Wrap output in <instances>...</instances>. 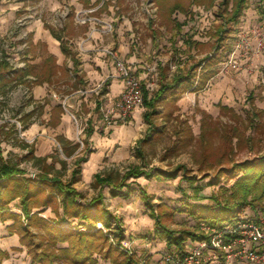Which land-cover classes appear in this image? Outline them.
<instances>
[{
	"label": "rangeland",
	"instance_id": "1",
	"mask_svg": "<svg viewBox=\"0 0 264 264\" xmlns=\"http://www.w3.org/2000/svg\"><path fill=\"white\" fill-rule=\"evenodd\" d=\"M104 1L110 3L104 12L115 10L124 15H142L147 12L166 15L175 2H180L187 8L189 18L186 19L183 13H177L175 15L179 17L172 21L174 24L177 23V27L185 23V29H182L184 34L180 36L192 37L201 45L196 50L187 51V46L180 45L182 38L179 39L178 33L172 38L166 33L154 30L156 34L153 36L160 40L159 45L169 41L170 37L173 45L175 43L177 45L172 46L169 51L166 50L167 46L162 45L155 55L165 61L167 57H170L169 63H171L172 71L177 69L185 71L187 67L185 68L184 62L197 64L218 52L222 56L221 62L218 66L210 68V71L215 69L220 73L221 63L235 59L240 65L238 70L230 69L228 74H223L229 78L227 81L233 88L234 99L229 103L230 106H226L232 109V112H223L221 108L224 105L220 102L212 105L208 110H205L198 102L185 109L175 106L179 97L188 94L186 90L176 100L158 105V114L152 117L153 126L149 127L150 124L143 118L146 109L142 106L140 109L141 122L139 121V124L135 126L134 121L125 125L129 131L137 127L135 131L139 137L135 143L131 144L129 140L125 144L118 142L116 146L105 152L92 172L88 169V157L91 153L89 139L93 135V130L88 121L95 114L97 94L91 90L95 89L97 82L90 83L88 86V83L82 80L79 87H75L74 84L72 87V82H64L67 79L66 75L68 77L70 75L71 81L75 78V74L71 72V62L65 60L60 70L62 74L56 73L50 83L36 84L35 78L30 76L27 80L32 81L31 83L18 85L12 83L6 87V93L3 96L0 95L1 157L18 164L31 179L41 170L35 159L29 157L31 150L36 157L53 155L54 158H48L47 163L51 164L55 161V171H61L64 181L70 180L73 171L79 169L80 180L74 185L76 191L82 195L79 201L88 206L93 199L102 197L101 209L107 211L106 219L111 223V226L107 228L103 223L97 222L94 230L101 231L108 239L109 245L116 249L118 254L123 253L124 257H133L138 264H260L244 259H228V253L226 254L222 248L211 249L207 248V245H212V238L217 236L222 229H234L241 221L255 220L264 215L246 209L240 218L241 221L214 228L207 223L198 222L194 216L186 212V209L201 204H211L208 198L214 193L219 195L220 186L229 187L233 183V178L227 176H222L217 180L220 171L230 168L235 162H243L264 155V130L259 132V129L255 130L252 124L256 122L264 125V62H260L258 68L253 66L252 55L255 53L251 50L252 45L250 44L251 37L257 40L263 39L261 31L245 32V20L241 18L238 25L225 26L229 32L221 40V35H218L217 30L223 22L220 16L224 13L220 10V6L224 0H214L211 8L192 4L191 0ZM263 4L264 0H249L248 4V7L256 9L257 14L261 15H259L261 22H264L260 11ZM231 6L232 4L227 7V11H230ZM221 7L226 9L224 6ZM80 20L81 23L85 21L84 17ZM128 21L130 28L128 33L135 31L133 27L138 23L139 29L143 28L145 32L139 35L141 42H145L151 35L147 29L154 24H149L145 19L136 21L129 18ZM32 22L41 25L43 31L40 35L39 32L35 35L36 28L33 26L35 23ZM251 22L252 25H257L255 20ZM115 23H118V20L107 23L96 22L94 27L108 34L105 30H108L109 26L114 28ZM157 24L160 25V21H157ZM68 25L64 19L63 8H53L50 0H0V59H7L15 69L37 65L41 71L44 60L51 55L43 40L49 37L55 38L50 28L64 34L68 45L73 46L79 41L73 39V44H71L73 30L67 31ZM84 26L87 27V24ZM230 27H233L232 32L229 30ZM250 29L253 30V27ZM139 33H141L140 30L138 33L135 31V37ZM127 41L130 39L127 38ZM218 44L222 45L219 50L216 49ZM143 45L147 46V42ZM146 46L144 48L148 52ZM223 48L222 54L220 51ZM176 63H180L178 68ZM245 65H251L250 80L246 79L241 82L237 76L246 69ZM159 72L160 66H156V73L159 74ZM150 76L147 75L148 84H151L149 88L157 89L158 80ZM215 80H212V84ZM142 87L152 91L144 83ZM105 99L100 98L103 104H106ZM64 101H67L66 106L60 110L58 107ZM32 111L33 116L27 120L25 115ZM169 112L170 115H168ZM253 118L255 119L252 122ZM231 126L237 129L236 136L232 135ZM67 132H72V140L66 137ZM240 133L247 140L248 144L245 146L239 143ZM228 137H233L232 143L229 142ZM100 138L104 139L105 135ZM61 139L69 141L72 145H79L73 156L65 155ZM48 153L49 155H46ZM80 159L82 160L79 162ZM62 160L67 162L66 167L60 163ZM133 168L143 170L152 176L146 177L143 174L138 178L128 180L127 187L123 189L128 194L126 198L114 197L108 187L102 189L95 184L97 173L124 175ZM158 172H174V177L155 175ZM184 176L196 180L191 182L183 178ZM60 203L59 199L54 205L41 208V210H33V212L42 211L38 214L40 217L55 220L59 215H63ZM10 211L17 212L21 216L22 226L29 224L21 213L19 200L10 204ZM168 211L173 212L163 215ZM153 215L160 216L161 221L171 230L202 233L208 238L202 241L188 239L183 249L176 246L170 247L161 234V228L156 225ZM105 216L102 215V218L104 219ZM59 226L71 231L85 230L84 226L87 224L84 225L79 219L70 216ZM18 229L19 225L13 220L4 221L0 218V243H3L1 240L4 238L12 237L17 238L19 244V247H14L10 251H2L0 248V251L8 255L7 258L9 253L14 254L19 250H26V253L28 251L27 247L20 243ZM39 233L37 241H43L44 233L42 231ZM59 246L65 247L66 244ZM27 256L31 259L28 254ZM94 257L97 258V264H112L99 255ZM54 264L65 263L60 260L55 261Z\"/></svg>",
	"mask_w": 264,
	"mask_h": 264
},
{
	"label": "trees",
	"instance_id": "2",
	"mask_svg": "<svg viewBox=\"0 0 264 264\" xmlns=\"http://www.w3.org/2000/svg\"><path fill=\"white\" fill-rule=\"evenodd\" d=\"M191 1L192 4L204 6L205 8H211L214 2V0ZM101 2L102 4L99 10L104 11L110 3L99 0L97 5ZM230 4H232L231 9L227 11V7ZM248 4L249 0H224L221 6H224L226 9L220 6V10L224 13L220 16L223 22L218 26L217 30L218 35H221V40L229 32L225 29V26L231 24L238 25L245 11L248 9ZM175 10H180L186 15L189 14L187 8L180 2H175L170 7L169 12L172 13ZM260 11L264 17L263 7H261ZM231 28L233 27H230L229 30L232 32ZM50 31L60 42L62 53L72 62L73 69L71 72L76 74L78 72L76 53L72 51L65 41L64 34L58 33L53 28H50ZM183 44L185 47L187 46V51L192 49L196 50L201 45L198 40L195 41L192 37H185ZM221 46V44L220 46L218 44L216 49L219 50ZM223 51L224 48L220 52L223 54ZM221 57L218 52H215V55L206 57L197 64H192L185 71L177 69L175 72H172L169 65L160 66L158 88L151 92L143 88V107L146 109L143 116L144 120L150 126H153L152 117L158 114V105L170 100H176L186 90L192 88L196 90L203 87L207 79L216 73L215 70L210 71V68L217 66L221 62ZM175 65L178 68L180 63H176ZM61 67L63 65L59 66L56 58L52 55L44 60L41 71L37 65H27L23 69H15L7 59H0V95L3 96L6 93V87L12 83H15V85L31 83L32 81L27 80L30 76L35 78L36 84L50 83L56 73L62 74L60 72L62 70ZM199 68H201L200 74L197 73ZM69 77L66 75L67 79L64 82H72V87L73 84L75 87H79L82 81L80 75L77 74L75 78H72V81ZM104 86H106V83ZM100 104V102L97 103L96 108L98 110ZM59 106L58 108L62 110L63 106ZM221 110L223 112H232V109L227 107H222ZM33 114L34 112L32 111L26 114L25 118L29 120ZM168 115H170V112ZM254 119H252V122ZM252 124H254L255 130L259 129V132H263L264 125L256 122ZM231 128L233 129L232 135L236 136L237 129L234 126H231ZM239 135V143L243 146L247 145L248 143L244 139V135L241 133ZM228 139L232 143L233 137H228ZM61 143L63 152L67 157L73 156L79 148L78 144L72 145L65 139H61ZM31 151L29 152V157L35 159L36 163L41 167L40 173L32 179L26 175V171L20 168L18 164L12 163L0 155V218L4 221L13 220L14 223L19 225L18 235L20 237V243L27 247V254L31 257L33 264H54L55 261L60 260L65 264H97L95 255L109 260L112 264H138L133 257H124L123 253L118 254L116 249L109 245L108 239L103 233L96 229L94 230L97 222L103 223L104 227L107 228L111 226V223L106 219L108 217L107 211L101 209L102 197L93 199L88 206L83 205L79 201L82 199V195L76 191L74 185L80 180V170L73 171L72 178L64 181L61 171H55V161L51 164L47 163L48 158H54L53 155L36 157ZM81 160L78 161L80 162ZM60 163L64 167L67 165V162L64 160L60 161ZM176 170L174 172H177L179 169ZM174 172H158L155 175L173 178ZM143 174L146 177L152 176L136 168L130 169L124 175L97 173L95 175V184L102 189L108 187L111 195L114 197L126 198L128 194L123 189L127 187V181L131 178H138ZM222 176L233 178V183L229 187L220 186L218 189L220 194L214 193L208 198L211 204L188 207L186 212L194 216L198 222L207 223L214 228H221L240 221L246 209L264 215V155H259L243 162H235L230 168L220 171L216 179L218 180ZM183 178H187L186 180L191 182L196 180L195 178L185 176ZM59 199L61 201L63 215H59L55 219L57 221L40 217L38 214L39 212L42 213V211L33 212V210H41V208L54 205ZM15 200H19L20 202L21 213L29 223L27 226H22L21 216L17 212L10 211V204ZM172 212L168 211L163 215L171 214ZM102 215H106L104 219ZM70 216L79 219L84 225L87 224V226H84L85 230L74 229L70 231L64 230L59 226ZM153 219L156 225H159L161 228V234L170 247L176 246L179 249H183L184 243L188 239L202 241L208 238L202 233L171 230L161 221L158 215H153ZM38 231L44 233L42 235L43 241H37L40 235ZM63 244H66V246H59ZM7 256L5 252L0 251V264Z\"/></svg>",
	"mask_w": 264,
	"mask_h": 264
},
{
	"label": "crops",
	"instance_id": "3",
	"mask_svg": "<svg viewBox=\"0 0 264 264\" xmlns=\"http://www.w3.org/2000/svg\"><path fill=\"white\" fill-rule=\"evenodd\" d=\"M50 2L55 9L63 8L64 19L66 20L67 25L69 24L67 27V31L73 30L72 40L70 41L71 44H73V39L79 40L73 46L69 44V47L72 49V51L76 53V58L78 61V72L75 74V76L77 74L80 75L82 80L88 83V86L90 85V83L94 82H97V85L101 82L106 83V86L103 85L98 93L94 91L97 94V101H95L96 105L98 103V100L101 104H103L100 98H106L105 103H107L109 99L116 98L122 92L123 81L118 77L115 66V62L117 60L122 61L126 66L132 68L135 71V74L141 79L142 83L146 84V86L148 87L149 80L147 79V75H151V78L159 80V78H156L159 77V74L156 73V66L158 67L169 65L171 68V63H169L170 57H167L165 61L164 59H161L160 56L155 55V53L162 47V45L167 46L166 50L168 51L172 46H177L176 43L175 45H173L171 37L173 38V35L178 33L179 39L181 40L182 38L180 45L182 47H185L183 44L184 36H180V34H184V31H182V29H185L186 24L183 23V25L177 27V23L174 24V22L172 21L176 19V17H179L175 15L177 13H183L186 19L189 18V14L186 15L182 11H175L172 13L167 12L166 15H164L163 13L155 12H147L143 13L142 15H124L121 12H116L115 10H109L108 12L99 10L102 4L101 2L97 5L99 0H50ZM262 7L264 9V4L262 5ZM82 17H84L85 20L83 21V23H81L80 20V18ZM129 18L136 21L145 19L149 24H154V26H149L147 29L149 34L152 35H150L145 40V42H147V46L143 45L145 42H141V38L139 35H142L145 32H143V28L139 29L138 23H134L135 26L133 27V30L137 31V33L138 30H140L141 33L138 34L139 37H135V31L131 32V34L128 33V31L130 30L128 26ZM120 19L122 21H119ZM115 20H118V23H115L114 28H112V30L108 34H105L102 30L94 27V24L96 22L107 23L114 22ZM242 20H245V32L249 33L252 31L253 33H255L256 30L261 31V35L263 38L262 40H257L254 39V37H251V50L254 51L258 47L259 43L264 42V22H261L259 20L257 10L251 9L250 7H248V9L245 11ZM251 20H255V23L257 24L256 26L258 27L254 26V24L252 25ZM157 21H160V25L157 24ZM32 23H35V25H33L36 28L35 35L37 34V32H39L38 34L40 35L43 31L41 25L37 22ZM84 24H87V27H85ZM252 27L253 30L250 29ZM31 30L34 31V29ZM154 30H159L163 33L168 34L169 36H171L170 40L165 41V43L162 42V44L159 45L160 40L156 39L155 36H153L154 34H156ZM257 34L259 35L260 33ZM127 38L130 39V41H127ZM43 41H45V44H47L48 46V53L57 59L58 65H62L65 60L70 61V59L66 58L62 53L61 44L57 39L49 37V39H45ZM145 46L148 48V52L145 50ZM150 49L152 50L150 51ZM109 51H112L114 55L110 54ZM252 56L254 64L253 66L255 68H258L260 62H264V57L263 55H257L256 53ZM187 62H184V64L185 68L187 67L188 69L192 64L189 63V61ZM251 65H245L246 69L242 70L241 74L237 76L240 78L241 82L245 81L246 79L250 80L249 73L251 72ZM200 71L201 68H199L197 73ZM218 76L223 77L219 78ZM215 77H217L216 80ZM212 80H215L214 84H212ZM227 80H229L227 76L216 72L207 79L203 87L196 90L192 88L188 90L187 95L183 94L181 97H179L175 106H178L181 109H185L190 105H196V103L198 102L200 106H202L205 110H208L212 107V105L220 102L224 105V107H226L234 99L233 88L229 85V82ZM93 90L94 89H92L91 92ZM83 104L87 103L83 102ZM141 108L137 109L130 119L129 123H132V121H134V126L135 124H139V121L142 118V114L140 113ZM97 112L99 113V110L96 108L94 112L95 114H93L88 121L90 123L89 126L93 130V135L89 139V149L91 150V153L88 157V169L92 172L95 170L101 157L108 149L116 146L118 142L125 144L126 142L130 141V143L133 144L139 137L138 133L135 131L137 127L132 128L129 131L125 128V126L120 124L115 125L108 130L99 131L98 127L100 126L102 121L100 113L98 114ZM96 115H98V117ZM101 134L105 135V140L103 138H100L102 136ZM71 136L72 132H67L66 137L69 140H72ZM46 155H49V153ZM1 241L5 244L3 246V243H0V248L2 249V251H10V249L14 247H19L17 238L13 239L12 237H7ZM2 264H32V262L31 259L27 256L26 250H19V252H15L14 254L9 253V257L4 259L2 261Z\"/></svg>",
	"mask_w": 264,
	"mask_h": 264
},
{
	"label": "built area",
	"instance_id": "4",
	"mask_svg": "<svg viewBox=\"0 0 264 264\" xmlns=\"http://www.w3.org/2000/svg\"><path fill=\"white\" fill-rule=\"evenodd\" d=\"M111 30L112 27L109 26V29L105 30V32L109 33ZM254 52L257 55L261 54L264 56V42L259 43ZM109 53L114 55L112 51H109ZM115 66L118 77L123 81V89L119 96L109 99L106 104L100 105L99 113L102 122L98 127L99 131L111 129L119 124L127 125L133 113L143 106L141 79L132 68L126 66L122 61L117 60ZM239 67L240 65L235 59H230L228 62L221 64L220 74H228L230 69L238 70ZM104 84V82H101L96 85L93 91L98 93ZM66 103L67 101L63 102V107L66 106ZM96 107L97 105L95 104ZM241 222L234 229H222L218 233V237L215 235L212 238V245H207V248H222L226 254L228 253V259H244L253 263H264V216H259L255 220Z\"/></svg>",
	"mask_w": 264,
	"mask_h": 264
},
{
	"label": "bare ground",
	"instance_id": "5",
	"mask_svg": "<svg viewBox=\"0 0 264 264\" xmlns=\"http://www.w3.org/2000/svg\"><path fill=\"white\" fill-rule=\"evenodd\" d=\"M230 51V50H229Z\"/></svg>",
	"mask_w": 264,
	"mask_h": 264
}]
</instances>
